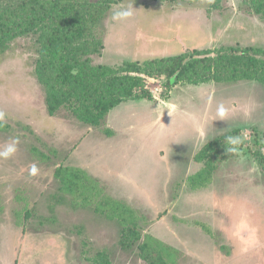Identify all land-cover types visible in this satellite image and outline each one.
<instances>
[{
	"label": "rangeland",
	"instance_id": "374dc122",
	"mask_svg": "<svg viewBox=\"0 0 264 264\" xmlns=\"http://www.w3.org/2000/svg\"><path fill=\"white\" fill-rule=\"evenodd\" d=\"M247 10L243 0H117L93 62L115 67L186 49L264 48V20ZM22 44L0 56L8 125L0 151L18 141L9 158L0 157V264H147L136 246L118 241L127 224L150 234L161 253L162 245L173 247L174 264H264V179L253 158L260 150L253 131H264L262 83L169 85L151 73L135 98L89 125L48 112L35 53ZM220 105L228 109L223 120ZM228 136L242 137L236 152L227 151ZM210 141L211 161L197 160ZM81 173L95 179L92 198L97 190L120 207L72 206L60 186H78Z\"/></svg>",
	"mask_w": 264,
	"mask_h": 264
},
{
	"label": "trees",
	"instance_id": "16d2710c",
	"mask_svg": "<svg viewBox=\"0 0 264 264\" xmlns=\"http://www.w3.org/2000/svg\"><path fill=\"white\" fill-rule=\"evenodd\" d=\"M116 2L0 0V56L12 50L17 41L23 42L21 47L24 49L29 47L34 51L33 73L46 90L50 114L65 111L79 121L97 125L113 107L135 98L133 89L151 73L165 75L169 85L181 80L191 84L213 81L224 85L254 80L264 85V48L252 45L221 46L213 50L186 49L167 56L127 60L115 67L94 63L93 56H100L104 46L106 10ZM243 7L264 20V0H243ZM7 126L3 122L0 130H7ZM253 132V141L260 143V150L254 152L253 158L264 179V131L254 129ZM212 146L213 142H206L196 153L197 160L206 157L210 162ZM37 157L45 161L48 158ZM60 168L55 169V174ZM86 175L81 173L78 186L68 185L69 189L60 186L71 193L72 206L76 203L82 207L94 204L97 209L113 210L121 204L97 190L92 198L91 184L95 179ZM152 238L147 233L142 235L136 226L127 224L120 228L118 241L124 248L136 246L139 256L147 264H174L176 250L161 244L166 250L163 254L154 248L156 244L151 243Z\"/></svg>",
	"mask_w": 264,
	"mask_h": 264
},
{
	"label": "clouds",
	"instance_id": "9594fccd",
	"mask_svg": "<svg viewBox=\"0 0 264 264\" xmlns=\"http://www.w3.org/2000/svg\"><path fill=\"white\" fill-rule=\"evenodd\" d=\"M132 13L131 11H125V12H120V11H115L113 13L112 18L114 20H122L125 19L126 17L130 16ZM218 115L219 117L223 120L227 117L228 115V109L225 108L223 105H220L218 108ZM6 118V113L3 111H0V124H2L5 121ZM227 143H228V147H227V151L228 152H236L237 151V147L242 143V137L241 136H228L226 137ZM18 141L14 140L13 143L11 145H9L8 147H6L3 151H0V157H4V158H9L14 152H15V144ZM36 166L33 165L32 166V173L35 174L36 172Z\"/></svg>",
	"mask_w": 264,
	"mask_h": 264
},
{
	"label": "crops",
	"instance_id": "0c3cea01",
	"mask_svg": "<svg viewBox=\"0 0 264 264\" xmlns=\"http://www.w3.org/2000/svg\"><path fill=\"white\" fill-rule=\"evenodd\" d=\"M106 65V64H105Z\"/></svg>",
	"mask_w": 264,
	"mask_h": 264
}]
</instances>
